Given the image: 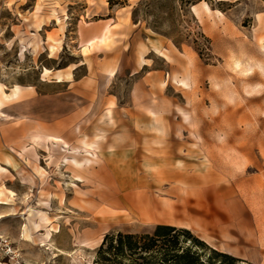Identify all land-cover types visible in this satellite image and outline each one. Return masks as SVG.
I'll return each mask as SVG.
<instances>
[{
    "label": "rangeland",
    "instance_id": "obj_1",
    "mask_svg": "<svg viewBox=\"0 0 264 264\" xmlns=\"http://www.w3.org/2000/svg\"><path fill=\"white\" fill-rule=\"evenodd\" d=\"M199 186L251 248L264 0H0V264H91L105 233L166 224Z\"/></svg>",
    "mask_w": 264,
    "mask_h": 264
},
{
    "label": "trees",
    "instance_id": "obj_2",
    "mask_svg": "<svg viewBox=\"0 0 264 264\" xmlns=\"http://www.w3.org/2000/svg\"><path fill=\"white\" fill-rule=\"evenodd\" d=\"M239 261L209 246L187 228L159 223L149 232L105 233L91 264H238Z\"/></svg>",
    "mask_w": 264,
    "mask_h": 264
},
{
    "label": "crops",
    "instance_id": "obj_3",
    "mask_svg": "<svg viewBox=\"0 0 264 264\" xmlns=\"http://www.w3.org/2000/svg\"><path fill=\"white\" fill-rule=\"evenodd\" d=\"M201 188L202 186H199L194 192V198L190 199L189 189L185 187V192L179 196L182 200V206L179 210L172 208L170 204L161 208L157 214L159 217H168L169 220L163 223L193 229L203 238L216 239L218 244H221L222 251L230 253L225 245L230 248L236 247L237 255L246 254L251 259V263L264 264V225L256 222L259 220L258 216H254V222L251 224L252 229L247 231L250 236L248 242L251 244V248L242 251L240 243L243 238H240V234L244 235L245 231L242 230L244 226L239 218L238 207L231 205L227 210L221 205H210L207 202L206 193ZM154 212L155 210L152 209V214ZM221 235L227 238L225 240L220 239L222 238ZM228 237H233L236 241L231 242Z\"/></svg>",
    "mask_w": 264,
    "mask_h": 264
},
{
    "label": "bare ground",
    "instance_id": "obj_4",
    "mask_svg": "<svg viewBox=\"0 0 264 264\" xmlns=\"http://www.w3.org/2000/svg\"><path fill=\"white\" fill-rule=\"evenodd\" d=\"M9 193L11 194V195H13V193L12 192H10L9 191ZM1 192H0V205H9V201L8 200H2L1 199ZM2 216H0V218H1ZM25 235V234H24ZM26 236V235H25ZM24 240V239H23ZM27 241V240H26Z\"/></svg>",
    "mask_w": 264,
    "mask_h": 264
}]
</instances>
